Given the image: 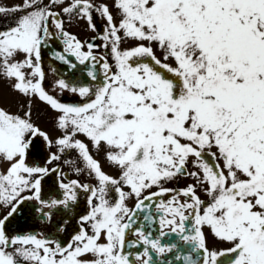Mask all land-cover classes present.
Here are the masks:
<instances>
[{
    "label": "snow or ice",
    "instance_id": "1",
    "mask_svg": "<svg viewBox=\"0 0 264 264\" xmlns=\"http://www.w3.org/2000/svg\"><path fill=\"white\" fill-rule=\"evenodd\" d=\"M0 264H264V0H0Z\"/></svg>",
    "mask_w": 264,
    "mask_h": 264
}]
</instances>
